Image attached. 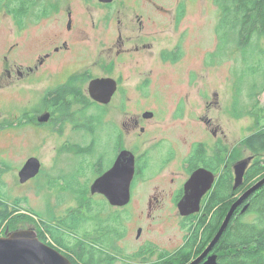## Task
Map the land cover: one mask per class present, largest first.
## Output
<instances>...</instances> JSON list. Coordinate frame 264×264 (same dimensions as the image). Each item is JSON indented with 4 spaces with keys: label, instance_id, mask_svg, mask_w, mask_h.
Segmentation results:
<instances>
[{
    "label": "flooded vegetation",
    "instance_id": "obj_1",
    "mask_svg": "<svg viewBox=\"0 0 264 264\" xmlns=\"http://www.w3.org/2000/svg\"><path fill=\"white\" fill-rule=\"evenodd\" d=\"M202 1L38 0L39 12H33L35 0H28L20 22L6 7L0 10L13 28L0 34V195L6 196L9 174L17 185L35 180L37 201L31 209L37 215L14 207L32 216L35 223L28 227L72 264H189L209 245L232 204L264 178V168L248 178L263 157L242 143L249 132L234 143L208 115L212 104L221 105L218 87L208 98L200 77L190 71L182 78L188 90L169 108L154 86L158 63H169V72H175L186 51L196 47L198 39L187 25L193 12L212 27L214 56L233 47L264 49V28L252 25L264 14L261 0L255 13L239 9L236 0H207L205 7ZM24 15L39 21L33 23L40 34L29 57L23 51ZM7 24L0 19V28ZM248 157L235 187V166ZM30 158L40 161L39 172L20 182ZM9 162L15 166L8 171ZM197 169L206 171L211 185L199 210L181 215L185 183ZM108 174L101 189L92 191L94 181ZM121 176L130 198L112 204L107 194L120 186ZM43 189L50 196L43 210L49 211L40 209ZM255 191L259 212L250 207V194L198 264L210 256L215 264H264V183ZM207 209L209 222L201 220ZM222 211L218 222L215 214ZM168 213L176 222L167 228L179 233L160 226ZM125 218L132 220L130 226ZM250 224L256 236L245 235ZM4 228L0 236L13 230Z\"/></svg>",
    "mask_w": 264,
    "mask_h": 264
},
{
    "label": "rangeland",
    "instance_id": "obj_2",
    "mask_svg": "<svg viewBox=\"0 0 264 264\" xmlns=\"http://www.w3.org/2000/svg\"><path fill=\"white\" fill-rule=\"evenodd\" d=\"M37 1L35 0V4L31 8L33 12H39ZM206 2L207 0L202 1L204 7ZM204 11L206 12V10ZM25 16L23 22L26 28H28V31L26 33L27 36L23 51L24 56L29 57L34 52V46L38 38L36 33L40 34L38 24L33 23L39 21L35 22V19L33 20L30 16ZM39 16L41 14L37 17ZM1 18H6L8 22L7 27L2 25L0 28V34H4L6 29H13L11 26L12 20L5 15L1 16ZM187 25L190 26L192 34L198 39L196 47L186 51L187 55L185 58L175 66V72H169V63H163L162 65L158 63L157 67L159 69L154 76V86L159 89L162 99H166V104H169V108L170 103H173L177 97L188 90L189 87L183 83L182 78L188 77L190 71L200 77L198 83H200L202 89L208 92V98H210V94L213 92L212 90L218 87L222 92V108L221 105H217L218 102L217 104H212L208 115L218 119V122L230 132V139L235 143L239 140V134L243 136V132L245 131L251 134L257 128L258 123H264V49L258 50L249 47L239 51L233 47L230 52L218 51L217 56H214V47L212 45L213 36L211 37L210 33L212 32V27L209 26L207 17H203L202 14L197 15L193 12L189 16ZM48 31L49 29H44V32H47L45 34H48ZM260 41L262 42V47H264V38ZM253 43L255 44V42ZM185 46L187 47L186 44ZM232 46H236L235 43ZM225 90L227 92L226 96ZM229 91L231 92V96H229ZM237 97L239 98L238 104L235 103ZM240 101L244 106L243 109ZM254 106L255 109L253 110ZM189 121L193 123L192 120ZM193 126L194 124H190V127ZM190 127L186 125L182 127V130H185L187 133ZM44 157L48 159V153H45ZM14 166L13 162H9L8 171L14 169ZM6 177L8 185L5 184L4 188L8 191L5 192L6 196L0 195V199L2 198L4 202L13 206H16L14 203L18 201L19 204L17 206L24 208V210L31 209V206L37 201L35 192L38 191V186L35 180H31L27 184L17 185L12 181V174ZM46 186L44 185V187ZM40 193L45 196L41 199L42 202L39 201L40 209L43 210L50 196L47 189L41 190ZM46 198L48 199L45 201ZM110 210L111 208L108 211ZM30 211L33 212L32 209ZM43 211H49V209ZM105 214L106 212L101 213L100 216L104 217ZM130 215L133 214L130 213ZM252 218L253 214L251 218L250 215L247 216L248 220H252ZM125 220L127 225L130 226L132 220H127L126 218ZM172 221L175 224L176 221L173 219L172 213H168L159 219V223H162L160 226L165 228V232L172 233L170 231H176L179 233L176 229L167 228ZM78 230L82 233L83 227H78ZM177 240H179L178 235Z\"/></svg>",
    "mask_w": 264,
    "mask_h": 264
},
{
    "label": "water",
    "instance_id": "obj_3",
    "mask_svg": "<svg viewBox=\"0 0 264 264\" xmlns=\"http://www.w3.org/2000/svg\"><path fill=\"white\" fill-rule=\"evenodd\" d=\"M251 157L243 159L235 166V187L242 182L244 169ZM118 163L111 170L118 168ZM40 161L37 158H30L19 172L20 182H24L39 172ZM204 169H197L192 176L186 181V194L179 202L178 208L181 215H189L199 210V202L202 194L207 191L211 185L212 178L205 177ZM104 175L96 179L92 185V191L101 189V183ZM120 186L111 188L107 198L112 204L124 205L129 201L130 191L128 181L120 177ZM264 183V178L253 184L242 196L235 201L228 213L226 214L216 235L210 241L203 253L189 264H198L201 258L213 247L220 237L221 233L227 226V223L237 206H239L246 197L259 188ZM245 205L242 210L247 209ZM0 264H72L71 261L54 247L41 241L35 231L31 228H20L12 230L0 236ZM204 264H215L214 257L210 256Z\"/></svg>",
    "mask_w": 264,
    "mask_h": 264
},
{
    "label": "trees",
    "instance_id": "obj_4",
    "mask_svg": "<svg viewBox=\"0 0 264 264\" xmlns=\"http://www.w3.org/2000/svg\"><path fill=\"white\" fill-rule=\"evenodd\" d=\"M27 1L28 0H0V9L2 7H7V12L11 13L13 15L14 20H19L20 22V15L25 14L27 12ZM238 2L239 9H244V12L251 11L255 13L258 11L260 7V0H236ZM261 4L264 7V0H261ZM262 8V7H261ZM25 9V10H24ZM262 11V9H261ZM258 19L252 21V25L254 28H264V14L261 15ZM255 109V106L253 107V110ZM252 111V110H251ZM255 131L251 134H248L243 140L242 143L246 145L251 151H254L257 156H263L261 157L262 162L256 161L252 169L249 171L248 178L254 176L261 168H264V123H258L257 128L254 129ZM253 193V194H252ZM250 197V207L252 206L254 212H259L258 205H257V198L256 191L255 193L252 192ZM16 206L19 204L18 201L14 203ZM11 206V207H9ZM31 209H27L26 211H29L33 215H37V212ZM17 208H15L13 205H9L6 202L0 199V232L3 230L4 225H7L10 229H20L28 227L29 224H33L34 218L31 216H28L25 213H17ZM207 215L201 218L202 221L208 219L209 215V209H207ZM224 211L222 212H216L215 215L218 217V222L220 221L221 217L223 216ZM25 217V218H24ZM232 220L229 219V224ZM247 233L245 235L250 236H256L257 235V228L254 224H250L248 226H245ZM213 233V232H212ZM210 233V234H212ZM209 234V235H210ZM208 235V237H209ZM209 239V238H208ZM207 239V240H208ZM187 261V260H186ZM183 260V263L186 262ZM182 261H180V264H183Z\"/></svg>",
    "mask_w": 264,
    "mask_h": 264
}]
</instances>
